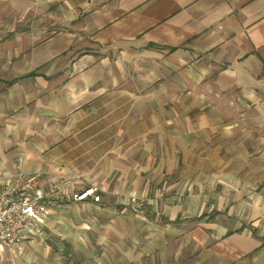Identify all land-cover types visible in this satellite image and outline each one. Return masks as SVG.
<instances>
[{
	"label": "crops",
	"instance_id": "0c3cea01",
	"mask_svg": "<svg viewBox=\"0 0 264 264\" xmlns=\"http://www.w3.org/2000/svg\"><path fill=\"white\" fill-rule=\"evenodd\" d=\"M7 27L0 180L59 188L0 264H264V0H6Z\"/></svg>",
	"mask_w": 264,
	"mask_h": 264
},
{
	"label": "built area",
	"instance_id": "2783aa9c",
	"mask_svg": "<svg viewBox=\"0 0 264 264\" xmlns=\"http://www.w3.org/2000/svg\"><path fill=\"white\" fill-rule=\"evenodd\" d=\"M58 188L44 189L38 173L23 169L0 180V258L8 249L23 252L28 239L41 233L52 213L51 199ZM69 199L100 202L102 195L92 185L74 192Z\"/></svg>",
	"mask_w": 264,
	"mask_h": 264
},
{
	"label": "rangeland",
	"instance_id": "374dc122",
	"mask_svg": "<svg viewBox=\"0 0 264 264\" xmlns=\"http://www.w3.org/2000/svg\"><path fill=\"white\" fill-rule=\"evenodd\" d=\"M6 0H0V82L6 83V76H11L12 73L6 74V50L12 49L13 45L8 40V34L6 35ZM92 186V185H90ZM136 198V201L133 200ZM130 205L132 208H140L145 205V199H139L137 197H132L130 199ZM49 220V219H48ZM48 220L46 224L42 227V231L39 235H42L45 229L48 227ZM60 254L63 255V259L66 260V264H75V261H78L82 264L81 251L73 249H63L60 251Z\"/></svg>",
	"mask_w": 264,
	"mask_h": 264
}]
</instances>
